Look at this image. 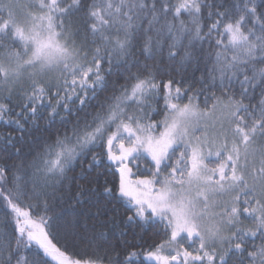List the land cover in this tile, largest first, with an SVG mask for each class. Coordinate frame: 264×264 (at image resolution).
<instances>
[{
  "label": "snow or ice",
  "instance_id": "obj_1",
  "mask_svg": "<svg viewBox=\"0 0 264 264\" xmlns=\"http://www.w3.org/2000/svg\"><path fill=\"white\" fill-rule=\"evenodd\" d=\"M0 264H264V0H0Z\"/></svg>",
  "mask_w": 264,
  "mask_h": 264
}]
</instances>
